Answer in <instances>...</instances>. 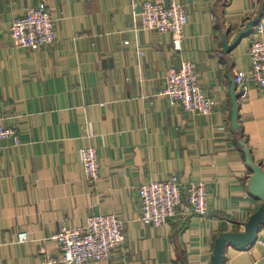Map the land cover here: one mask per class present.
<instances>
[{
    "label": "crops",
    "instance_id": "crops-1",
    "mask_svg": "<svg viewBox=\"0 0 264 264\" xmlns=\"http://www.w3.org/2000/svg\"><path fill=\"white\" fill-rule=\"evenodd\" d=\"M147 1L156 0H0V117L21 142L0 141V264H62L52 240L61 227L111 213L124 221L125 243L88 264H212L217 239L245 232L263 204L249 193L242 143L264 169V93L253 83L245 98L236 90L239 130L230 96L235 74L251 69L252 34L229 54L223 39L263 15L264 0H175L188 18L178 51L171 34L142 29ZM43 3L54 43L17 48L13 20ZM186 61L218 102L209 116L164 95L168 70ZM89 145L99 154L95 185L81 161ZM172 177L208 184L209 215L141 223L139 188ZM224 264H264V227L254 245L228 246Z\"/></svg>",
    "mask_w": 264,
    "mask_h": 264
},
{
    "label": "built area",
    "instance_id": "built-area-1",
    "mask_svg": "<svg viewBox=\"0 0 264 264\" xmlns=\"http://www.w3.org/2000/svg\"><path fill=\"white\" fill-rule=\"evenodd\" d=\"M187 23L185 6L175 0L147 1L142 5V29L160 35L171 34L177 51L181 49ZM10 36L20 49L37 50L52 45L56 37L55 20L46 4L29 8L24 15L15 18ZM248 56L250 71L235 74L237 91L242 98L246 97L251 83L264 93V14L253 28ZM164 94L188 113L209 116L218 108V102L208 97L199 84L196 64L191 61L184 62L179 69L168 70ZM6 139L12 140L14 146L21 144L17 131L5 128L0 117V141ZM81 161L86 182L89 185L97 184L100 178L97 149L90 145L82 149ZM209 196L210 188L205 182H186L178 177L150 182L138 190L139 220L145 225L162 227L177 218L183 221L191 216L205 218L209 215ZM28 239L25 232L18 236L19 243ZM52 240L62 251V264L108 262L113 251L125 243L124 221L114 213L92 214L85 227L63 226Z\"/></svg>",
    "mask_w": 264,
    "mask_h": 264
},
{
    "label": "water",
    "instance_id": "water-1",
    "mask_svg": "<svg viewBox=\"0 0 264 264\" xmlns=\"http://www.w3.org/2000/svg\"><path fill=\"white\" fill-rule=\"evenodd\" d=\"M259 14L257 18L250 21L246 27L237 33L234 39L229 43L226 37L223 39V53L229 54L232 52L239 42L252 34L253 28L257 26L259 19L262 17ZM235 79H233L232 87L230 90L231 103H232V126L235 130L240 129L239 111L240 106L238 103V94ZM243 153L245 155L246 163L253 172V175L248 184L249 193L263 204L259 210L251 217L250 221L246 224L245 232L240 233H225L222 234L215 243L214 256L212 264H224V254L228 246L239 248H248L254 245L258 240V234L262 227H264V169L262 166L257 165L252 157L249 147L242 143Z\"/></svg>",
    "mask_w": 264,
    "mask_h": 264
},
{
    "label": "rangeland",
    "instance_id": "rangeland-1",
    "mask_svg": "<svg viewBox=\"0 0 264 264\" xmlns=\"http://www.w3.org/2000/svg\"><path fill=\"white\" fill-rule=\"evenodd\" d=\"M165 95V94H164ZM166 96V95H165ZM168 97V96H167ZM169 98V97H168ZM170 100V99H169ZM171 101V100H170ZM172 102V101H171ZM173 103V102H172ZM25 243V242H24ZM58 246V245H57ZM58 248H59V246H58ZM59 250H60V248H59ZM60 252H61V258H62V251L60 250ZM61 260V259H60Z\"/></svg>",
    "mask_w": 264,
    "mask_h": 264
}]
</instances>
